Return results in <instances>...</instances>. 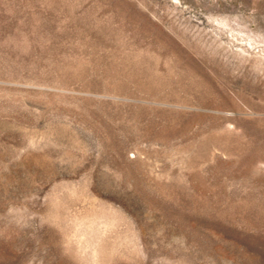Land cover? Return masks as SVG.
I'll return each mask as SVG.
<instances>
[{"label":"rangeland","instance_id":"obj_1","mask_svg":"<svg viewBox=\"0 0 264 264\" xmlns=\"http://www.w3.org/2000/svg\"><path fill=\"white\" fill-rule=\"evenodd\" d=\"M0 264H264V0H0Z\"/></svg>","mask_w":264,"mask_h":264}]
</instances>
